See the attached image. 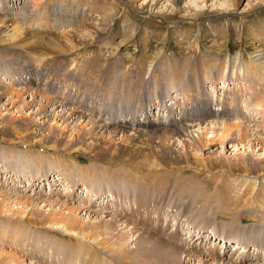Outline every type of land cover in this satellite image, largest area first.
<instances>
[{"label":"rangeland","instance_id":"374dc122","mask_svg":"<svg viewBox=\"0 0 264 264\" xmlns=\"http://www.w3.org/2000/svg\"><path fill=\"white\" fill-rule=\"evenodd\" d=\"M25 1H30L32 3L35 0H0V12L1 14H5V16L0 18V68H3L0 70V81L4 84H11L13 78L18 77V73L19 76L21 75L22 79L31 78V76H33V81L35 83L32 85L24 84V86H26L25 88L39 90L38 92L41 95L43 94L42 97L49 100V105L54 101L62 106V108H55V111L73 107L76 109L77 107L79 111L88 114L91 118L101 123H107V121L117 122L116 124L126 126L124 123H120V121H129L130 123L136 121L133 126L128 128L133 130L148 128L143 122L145 116L153 117V119L162 118L163 120L165 116L168 115V112L173 114L172 116L175 115L178 120L180 117L182 122H184L183 124L203 123L204 125V123L212 119V117L213 119H219L221 117L226 118L221 116L224 112V104L226 101L227 106L225 108L228 107L226 112H232L234 114L230 117L231 121L234 123L243 122L244 124L252 125L250 131H253L257 138L262 137V129L264 130V0H241L237 7H234V4H232L230 0H208L206 5H204L201 0H185L183 4L187 2L186 5L189 4L190 8H185L182 11L180 9L178 13L172 10V7L174 8L173 4H171L172 0H159L158 2H155V0H148L147 2V0H145V7L139 5L143 0H113L116 7L110 9L109 18L105 19V14L102 15V17H99L98 14H93V19L83 18L82 20L80 12L83 8L85 9L86 4H84V2H88L89 0H78L76 2L72 0H39V6H33L30 2V4H26ZM48 1H50V3ZM253 3H256V5ZM250 4H253V6L249 7ZM186 5L184 7H186ZM206 9H209L213 14L209 16H198L195 14L202 13ZM86 10V12L91 11V9ZM3 17L6 18V20H4ZM12 17L14 22L16 21L15 25L17 27V31L14 34L9 30L12 28ZM210 19L215 20L219 25L215 30L211 29L209 25ZM88 20L94 22L96 24L95 26L99 28L98 38L96 37L97 35H91L90 32L86 31L89 26L87 25V22H89ZM75 29H77L75 32L79 34L81 39L77 40L73 38L74 40H71L62 36L64 33H67V37H72L68 34ZM8 32H10L12 36H8ZM56 45H61L66 49L63 54L67 56L65 60V62H67L63 65H60V62H51L53 60L50 61L49 59L51 58L50 56L53 57L58 55V53L49 49V47H55ZM86 57L94 59L92 67L86 66L85 69L74 68L76 67V64H74L76 61L79 62V60L82 59L87 60ZM180 59L183 61L181 67L180 65H176ZM194 59L198 60L197 64L201 67L199 72L201 75V83L203 84L201 88L203 89H199L197 84V86H192L195 83L193 79H190V73L187 71V68L185 69V67H187L185 63H189V61ZM17 62L20 63L19 69L14 66H18ZM33 62L38 63L37 66ZM45 62H50V65L46 66L48 67L46 71L39 70L41 69V65ZM156 64L158 66H156ZM4 69L8 70L6 71ZM49 69L51 72L47 75ZM10 71L12 72L8 75ZM13 86L19 88L23 85ZM190 88L193 90H190ZM197 93L199 95L201 94L200 96L205 94L203 96L204 99L198 101ZM24 98H27V94L24 95ZM228 102H231V105H228ZM2 103L3 102H1L0 105H2ZM204 103L209 104V111L217 109L218 107H222L223 110H221L218 115L214 112V114L211 113L208 117L202 118L200 115V113L202 114V112H204L202 107L208 105ZM196 105L200 106V110L194 112L193 107ZM236 108L239 109L240 114H236ZM168 109L169 111H167ZM181 110L184 111L183 115L182 113L179 115ZM11 111L14 116L19 115L15 108L11 109ZM0 112L4 113L5 111L0 110ZM259 112L261 113L258 115ZM25 113L27 119L30 121L29 124H39L38 126H40L46 121L43 120L44 118H40L39 115L35 114V112L26 110ZM144 113L147 115H144ZM66 122L58 119L51 120L49 124L53 127V130L51 131V140L48 139L50 142L62 138L65 132L69 133L73 131L74 127V130L77 128L76 125L74 126L69 123V120ZM128 124L127 122V125ZM19 127L20 126L16 127V129ZM95 132H98V130L95 129ZM103 135L109 136L107 133H103ZM210 135L211 134L207 135L209 136L208 138L212 137H210ZM256 137L253 140L249 139L250 136L247 138L249 148L247 145H245V147L239 145L234 149V147H231L230 143L227 145L224 143L225 148L223 149L220 145L221 143H219L216 138L209 139L206 147L208 146V148L210 147L209 149L215 150V155L219 159L222 158V154L229 159L231 158L230 160L232 161L235 159L240 162L242 161V156L250 158L256 155L255 158L264 159L262 142ZM2 138L9 139L6 132L0 128L1 154L4 151H11L14 154H21L20 157H26L28 155L26 157L27 159H40V162L42 161L39 167L40 169H34L35 172L40 174L35 179L36 184L33 186L29 185V190L25 189L27 184L31 182L28 180L29 176L27 177L26 174L29 173L30 169L32 170V166L29 168L19 166L17 164L18 158L16 154L14 156L15 159H13L11 155V158L3 157V160L0 161V164L3 161V167H6L7 172L13 170V165H17L18 167H16L15 170L18 171L17 174L21 175L19 177H12L11 179L9 178L10 181L6 184L8 180V178H4L6 171L0 169V183L5 182L3 185L0 184V192L3 191V193H1L3 199H6V197L8 198L7 203L4 205L1 203L3 200H1L0 196V203L4 210L7 207L10 210L0 213V258L2 257L0 261L9 257L7 259L8 263L6 264H37L34 263V260L29 254L33 251H45V254L55 258L64 257L65 255L62 254L60 250H56V243L47 244L45 248L39 243V240L45 239V237L47 238V235L42 232V225L40 224H44L49 220V212L51 210H60L66 214V209L69 207H74L73 213H71L72 215L77 217L78 220L87 223V226L84 227L86 230H81L76 226L75 228L79 229L76 232L85 233L82 239H84V241L86 240L87 249L91 246L94 248L91 255L98 259L100 264H111V256L109 252L105 250L106 247L101 245V242H107L109 246L110 243H112L110 240L112 237H110V234L106 235L102 232H108L109 229L112 228L113 223L118 224V222L114 220L113 215L109 214L106 216V213L102 211H112L111 213H113V210L119 211L120 209L125 210L131 208L130 206L133 203L125 197V191L128 189L127 187H130L131 193H133L136 188H139L140 191H144L148 195L151 194L149 198L154 201L156 200L157 206L148 207L150 210L154 209L157 211L166 207L165 210H163L164 213L161 211L157 212V219L152 218V214L151 217L148 218L147 212L150 210L146 207L144 209L141 207L144 213L127 210L131 218H129V216H123V214L117 216L118 218L121 220H131L133 224L142 230L143 228L144 230H150V225H154L153 232L159 228V232L157 231V233L164 238H168V236L166 237L167 231V233L175 231L169 229L177 228L185 235L184 240L189 237H195L198 241H205V238L210 239V241L206 240V242L203 243V246L205 244V249L213 245L215 241L213 240L211 232L206 235L205 232L202 234L198 233V231L211 230L215 233L219 229V231L224 234V231L230 232L232 228L230 225L228 228L224 225L227 220L226 218L223 220V216L219 215L222 214L220 213L219 207L212 211L213 216L218 214L219 217L217 216V218L210 221V223H208L209 226L202 223L203 225L200 224L201 226L192 227L193 221L189 224L184 221L188 218L186 217V213L190 212V210L184 209L186 208V204L185 202L180 203L183 199L180 192H175L176 184L179 183L178 177L181 178L180 175L192 180L194 179L195 181H192V183H200V181L204 179H212L217 182L216 187L213 186V183L210 188H207L208 190H201V192H207L206 195L211 194V192L214 193V190H216V192L226 193L228 196L223 199L221 198V202L231 209L232 207L235 208L238 205L240 206L242 199H247L252 194L254 197L251 196V198L258 199L261 197L259 198L261 202L264 198V175L256 177L250 166L246 168L245 164L240 167L232 168L224 166L222 169L226 168L227 170L223 173L214 172L215 170L210 168H202L197 174H194L193 172L197 170L195 167H191L181 172L170 174L163 168H161L162 171L159 169L155 171L151 168L156 175L153 180H150L154 185L151 184V187H146L144 190V188L137 185V182L140 184L141 180L146 181L148 179L145 174L140 177V173H143L141 170L144 169L142 167H140V169L137 165L131 163L136 167L132 168L131 173L136 171V176L134 177L127 172L128 178L126 180L120 179L121 177L117 178L118 182L122 180L120 183L125 184L122 191H117L115 188L117 181L114 184L111 183L115 178L114 176L116 173L114 174L113 171L114 169L116 170V168L114 167L112 168L113 170H109L102 159H94L88 152L83 153L71 147L66 154L61 151L55 154L56 151L52 148L36 146L26 147L24 145H14L11 143L7 145L4 144ZM115 141L116 140H113L112 143L117 144V141ZM140 141L145 142L144 139H140ZM78 145L81 147L88 146L85 141L78 143ZM207 151L208 150L205 148V150L200 153L203 155L202 157L208 154ZM3 154H5V152ZM31 155H33V157H29ZM64 161L74 162V166L67 163L68 165L66 167H71V171L66 169L62 170V166H65ZM172 169L174 170V168ZM209 169L211 172H208ZM15 170H13V172H15ZM46 171L49 173H57L59 177L57 175L55 177H58V181L62 182L63 186L55 185L56 181H51V179H53L52 176H50V183L46 181L47 179L43 176ZM119 172H122V176L126 174V171L121 170L118 171V173ZM244 174H247L245 175L247 181L251 180V182H254V188L252 185H248L243 189L244 191H241V189L239 194L242 195V197L236 200L239 195L237 194V197H232V193L230 192L232 188L230 187L233 186H230L227 177H237L241 180L245 178V176H243ZM81 176L85 178V181L80 180L81 182H79ZM162 176L164 177L163 179ZM74 178H76L77 181L75 184ZM132 178H135L136 181ZM54 180L57 179L55 178ZM51 182H53L55 186L51 184ZM238 183L243 185V181H239ZM183 184L185 183H180L179 186ZM221 184L224 186H221ZM80 187H89L90 189L97 188V190H100L97 194L102 198L95 200L94 207L86 208L84 199L88 198L89 195L80 191ZM162 187L163 189H161ZM165 188L167 189L165 190ZM114 191L115 195L112 194ZM172 194L173 196H171ZM19 195H25V198L19 200ZM27 197L36 200H27ZM69 197L72 198L69 199ZM195 198L193 200L197 201V198ZM132 199H134L133 196ZM213 199L217 204L219 200L216 198ZM246 201V210L250 213L254 212L256 214H254L256 220L250 217L247 218L249 221L245 218V220L241 219L237 221L236 224H241L238 225V228L239 226L242 227L244 224L242 228L240 227L241 232L239 231L238 234L240 233L244 236L260 234L264 232V224L260 223V225H258L257 223L262 216L259 215V213L264 212L262 210L263 207L259 208V205L254 201V207L248 208V206L252 204V201ZM165 202L167 204L169 203L170 206L164 204ZM176 203L177 205L173 206ZM182 204H184V206H181ZM136 205H139V203L133 204V206ZM36 207H38L37 209L39 211H37V214H33V208ZM95 210L99 211V216L91 213V211L94 212ZM223 212L226 213L229 212V210H223ZM231 212H233V210H231ZM10 213H14L13 216L19 220V222L14 220V225L11 224L12 226L7 224L10 220L4 216V214L10 215ZM115 213L117 214V212ZM234 213H236V211ZM123 217L126 218L124 219ZM174 217H182V220L180 219L177 221L173 219ZM197 217L194 219V223L199 221ZM36 220H41V222ZM162 221L163 223H161ZM34 222L39 224L35 229L32 227V223ZM105 222L107 224H105ZM132 223L130 224L131 227L133 226ZM28 224L29 227L26 226ZM90 224L92 225L91 227L88 226ZM177 224H179L180 228ZM98 225L103 226V229L97 227ZM234 228L236 229L235 225ZM15 229H19L20 233H15ZM47 229L51 232L50 234L53 235V239L63 237L62 240L66 242L67 237L65 235L62 234L63 236L61 237L55 232L57 230H51L48 226ZM122 229L123 234H125L124 231L126 230V233L128 232L126 234L128 238L125 236L128 241L127 244L135 247V241L137 240L133 241L132 238L133 236L136 237L135 235L137 232L133 231V229L131 231L126 227L125 229L124 227L117 228L115 232L112 231L113 235L116 234L117 231L122 233ZM23 231L29 236H24ZM26 233L24 234L27 235ZM96 233H99L98 238L95 237ZM114 237L116 238V236H113V238ZM230 238L240 239L239 236L233 234H231ZM68 241L71 242L70 240ZM235 241L232 239L230 241L228 240V244H234ZM64 244L69 245L68 242ZM222 244L223 242H221V244L215 242L214 246L220 247ZM231 244L228 247H230ZM239 247L242 248V246ZM230 248L225 249V252H228L227 256L235 252L234 250L230 253ZM71 252L72 251H69L70 254L73 253ZM263 253L264 250H262V254ZM12 254L16 257L15 259L11 258ZM254 254L251 256L253 259H256L252 260L253 262L260 263L258 259H264V254L259 255V250ZM141 255L140 251L129 255L134 258V261H139L133 262L127 261L126 259H124V261L127 263L133 262L134 264H140V262L145 263L147 260ZM195 257L197 256L192 250V252L186 254L184 258H179V264H197ZM87 260L89 259L87 258ZM116 260H119V258H116ZM91 261H94V259ZM210 261L216 262V260ZM252 261L251 263H253ZM261 262L264 264V261ZM203 264H206V262ZM246 264H248V262Z\"/></svg>","mask_w":264,"mask_h":264},{"label":"bare ground","instance_id":"6f19581e","mask_svg":"<svg viewBox=\"0 0 264 264\" xmlns=\"http://www.w3.org/2000/svg\"><path fill=\"white\" fill-rule=\"evenodd\" d=\"M1 1H4V0H1ZM72 1L76 2L78 0H72ZM133 1H138V0H133ZM158 1L159 0H155V2H158ZM201 1L204 5H206L208 0H201ZM230 1L232 4H234V7H237L241 0H230ZM29 2L30 1H27V2L25 1L26 4ZM48 2L50 3V1H48ZM144 2H145V0H143L139 5L141 7H145L146 4ZM147 2H148V0H147ZM183 2H185V0H172L171 4H173V6H174V8L172 7V10L174 12L178 13L180 9L182 11L185 8L186 9L190 8L189 4L186 5L187 2H186V4H183ZM31 4L33 6L34 5L39 6L40 1L35 0ZM84 4H86L85 9L83 8V10L80 12L81 20L83 18L84 19H86V18L87 19L88 18L93 19L94 18L93 14H98L99 17H102V15L105 14L104 18L107 19L110 17L109 16L110 9L112 7H116V4H114L113 0H108V1L107 0H89L88 2H84ZM253 4L256 5V3H253ZM253 4H250V6L249 5L248 6L252 7ZM185 5H186V7H184ZM86 9H91V11L86 12L87 11ZM3 14H1V12H0V18H2V16H5V14L4 15ZM195 14L198 16L199 15L209 16V15L213 14V12H211L209 9H206L202 13H195ZM4 20H6V18H4ZM4 20H2V21H4ZM11 20H12V28H10L9 30H11L12 34H14L17 31V27L15 25L16 21L14 22L13 17L11 18ZM88 21L89 22H87V25H89V26L87 27L86 31L90 32L91 35L92 34L97 35L96 37L98 38L99 28H97L95 26L96 24L94 22H90V20H88ZM209 25H210L211 29H214V30H215V28H217V26H219L215 20H211V19L209 20ZM76 30L77 29H75L70 34H68L72 37H67L66 36L67 33H64V32H63L64 34L62 36L64 38L66 37V39L68 38V39L72 40L74 38V39L79 40V39H81V37L79 36V34L77 32H75ZM12 34L10 32H8L7 35L12 36ZM49 49L58 53V55H56V56H53V57L50 56L51 57V58H49L50 61L53 60L51 62H54V61H55V63L60 62V65H63L64 63L67 62V61L65 62L67 56L65 54H63L66 51V49L64 47H62L61 45H59V46L56 45L55 47L54 46L49 47ZM83 61H84V63H83ZM93 61H94V59H91V58H87V60L82 59V60H79V62L76 61V63H74V64H76V67H74V68L85 69L86 66L92 67ZM140 61H141V59H140ZM68 62L72 63L71 61H68ZM33 63L36 66L38 64L35 62H33ZM49 63L50 62L43 63L41 65V69H39V68L38 69L42 70V71H46V69L48 68L46 66H49L50 65ZM197 63H198V60H195V59L192 61H189V63H185L187 66V67H185V69L187 68V71H189V73H190V79H193V82L195 83L192 86L197 84L199 89H203V88H201V87H203V84L201 83V75L199 72L201 67ZM17 64H18V66H16V65H14V66L17 69H19L20 63L17 62ZM176 65H178V66L180 65V67H181V65H183V61H181V59H180L176 63ZM156 66H158V65L156 64ZM2 69L3 68H0V70H2ZM8 69H4V70L7 71ZM181 69H183V68H181ZM12 71H10L8 73V75ZM50 72H51V70L49 69V73L47 75H49ZM17 75H18V77L13 78V82H11V84L6 85L2 81H0V104H1V102H3L2 105H0V110L5 111L4 113L0 112V128L6 132V134L8 135V138H9V139L2 138V140L4 141V144L8 145L9 143H11L14 145H22V146L24 145L26 147L36 146V147L52 148L53 150L56 151L55 154L58 153L59 151L66 154L69 152V149L71 147H73L72 149H78L83 153L88 152V154H90L91 157H93L94 159L95 158L96 159H102L103 162L107 165V168H109V170L114 168V167L116 168V170L114 169V171H113V173L114 174L116 173V175L114 176L115 178L111 182L112 184H114L117 181V178H119V177H121L120 179L126 180L128 178V173L135 177L136 171L131 173L132 168H136L135 166L132 165V164H134V165H137L139 168L142 167L144 169V170H141L143 173H140V177L145 174L146 178H148L146 181L141 180L140 184H139V182H137L138 183L137 185L144 188V190L146 187H151V184H153L150 182V180L151 179L153 180L156 175L154 174L152 169H154L156 171L157 169L161 170V168H163V169H165V171L172 174L175 172H181V171L186 170V169L191 168V167H195V169L197 171L193 172L194 174H197L198 171L202 168H210V169H214L215 170L214 172L223 173V172H225V170H227L226 168L222 169V167H224V166H226L228 168H232V167H240L241 165L245 164L246 168H247V166H250V168L254 171L253 173H255L256 177L257 176L260 177L261 175H264V159L255 158L256 155H255V157H253L254 156L253 155L250 158L246 157V156L245 157L242 156L241 162L236 161L235 159H233V161H234L233 162L232 160H230L231 158L229 159L226 156H223V154H222V158H220L222 160H220L215 155V152H216L215 150L213 151L212 149H209L210 147L209 148H208V146L206 147L207 141L209 142V139L216 138L218 140V142L221 143L220 145L223 149L225 148L224 143L226 145L228 143H230L231 147H234V149L237 148L239 145L243 146V147H245V145H247V147L249 148V146L247 144L248 143L247 138L250 136L249 139L253 140L256 137L255 133L253 131H250L252 129V125L244 124L243 122L234 123L233 121H231L230 117L234 114L232 112L231 113L226 112V109L228 108V107L225 108L227 106L226 101L224 104V112L221 114V116H224L226 118H223V117H221L219 119H213V117H212V119L207 118L210 120L206 121L204 123V125H203V123H192V124L191 123H187V124L185 123V124H183L184 122H182L180 117L178 120V118L175 117V115L172 116L173 114H170L168 112V115L170 117L167 115V116H165V118L163 120H162V118L161 119H158V118L153 119V117L151 118V117L145 116L143 122L145 123V125H147L148 128L141 129V130H138V129L133 130V129H128V128L133 126L136 121L131 122V123L129 121H120V123H124L127 126L126 127L124 125L116 124L117 122H108V121H107V123L98 122L96 119L91 118L88 114H85L84 112L79 111L77 109V107H76V109L73 107V108H64L63 110L60 109V110L55 111V108H57V107L62 108V106H60L59 104H57L54 101L49 105V100L45 99V97L43 98L42 97L43 94L41 95L38 92L39 90L32 89V88H28V89L25 88L26 86H24V84L32 85L33 83H35L33 81L34 80L33 76H31V78L28 77V78L22 79L21 75L19 76V73ZM20 84L23 86L19 87V88L18 87L15 88L16 86H13V85H20ZM192 88H190V90H193ZM25 94H27V98H24ZM197 95H198V98H197L198 101H201L204 99L203 96L205 94L200 96L201 94L199 95L197 93ZM204 104H208V103H204ZM229 104L231 105V102H228V105ZM208 106H209V104L204 105L203 107L201 106L202 109L204 110V112L201 111L202 114L200 113L202 118H205L206 116L208 117V115H211V113L214 114V112L217 113L216 115H218V114H220V111L223 110L222 107L221 108L218 107L217 109H213L212 111H209L210 106L209 107ZM14 108H15L16 112H18L19 115L14 116L12 114L11 109H14ZM261 108H263V107H261ZM26 110H29L31 112H35V114L39 115L40 118H44L43 120L44 121L46 120L45 123L41 124L40 126H38L39 124L38 125L29 124L30 121L26 117V113H25ZM197 110L198 111L200 110V106L196 105L193 107V111L196 112ZM236 110H237L236 114H240L239 109L236 108ZM260 110H262V109H260ZM167 111H169V109ZM191 111H192V109H191ZM183 112L184 111L181 110V112H179V115H180V113H182V115H183ZM260 113L261 112H259L258 115ZM145 114L146 113H144V115ZM54 119H58V120H61L63 122H66L69 120V123H71L74 126L76 125L77 128L74 130V128H75L74 127L73 131H70L69 133L65 132L62 138L55 139L54 141L50 142L48 139L51 140V137H52L51 131L53 130V127H51V125L49 123L51 122V120H54ZM123 119H125V118H123ZM203 120H206V119H203ZM127 122L129 123L128 125H127ZM248 122H250V121H248ZM136 125H137V123H136ZM18 126H20V127L17 128L18 129L17 130L16 127H18ZM95 129H97L98 132H95ZM19 130H21V131H19ZM262 132H263L261 135L262 137H260V138L256 137V138L262 142V147H263L262 149L264 150V142H263L264 141V130L263 129H262ZM103 133H107V134H109V136H105V135H103ZM208 134H211L210 137L211 136L212 137L208 138L209 137V136H207ZM107 137H109V138H107ZM115 137H117V138H115ZM140 139H144L145 142L140 141ZM113 140H116L117 142L116 141L115 142L117 144L112 143ZM61 141H63V142H61ZM83 141H85L86 144H88V146L81 147L80 145H78V143H82ZM205 148L208 150L207 151L208 154H206V156L202 157L203 155H201L200 153L202 151H204ZM1 152H0V161L3 160L2 159L3 157L11 158V155H12L13 159H15L14 156L16 154V156L18 158V160H17L18 162L17 161L16 162L19 166L24 167V168H29L32 166V170L30 169L29 173L26 174L27 177L29 176L28 180L31 181L25 187L26 190L29 188V185L33 186L36 184L35 179L39 176L40 173L35 172L34 169L38 170V168L40 167V164L42 162V161L40 162V159L37 160V159L30 158L31 159L30 160L29 158L28 159L26 158L28 155L26 157H23V156L20 157L21 154H18V153L14 154L11 151H4L5 154H3L4 152L1 154ZM27 154H28V152H27ZM29 157H33V155H31ZM13 159H11V160L14 161ZM19 159H20V162H19ZM2 162L0 164V169H4L6 171L7 169H6V167H3ZM64 162H65V166L64 167L62 166V170L66 169L68 171H71L72 170L71 167L67 168L66 166L68 164L74 166V162H69V161H64ZM34 166H36V167H34ZM16 167H18V166L13 165L12 166L13 170H15ZM172 168H174V170ZM210 169L208 170V172H211ZM13 170H10V171L8 170L9 172L6 171V174L4 175V178H8V180L6 181V184H7V182L10 181L9 178L11 179L12 177L21 176L20 174H17L18 173L17 170H15V172H13ZM121 170L126 171L125 176H122V172H119L120 174L118 173V171H121ZM39 172H40V170H39ZM56 175H57V173H53V172L49 173L46 171L43 176L47 179L46 181H49V183H50V176H52L53 179H51V181L52 180L56 181L55 185L63 186V183L58 181L59 175H57L58 177H55ZM162 175L165 176L164 174H162ZM230 175H232V174H230ZM245 175H247V174H244L243 176H245ZM138 176H139V174H138ZM163 176H162V179L164 178ZM180 176H181V178L178 177L179 183L176 184V187H175L176 191L175 192H177V191L180 192L183 199L181 201L180 200L179 201H180V203L185 202L186 208H184V209L190 210V212L186 213L187 214L186 217L191 219L190 220L187 218L184 221L187 222L188 224L191 221H193L192 227H196L202 223L208 225V223H210V221H212L214 218H217V216L218 217H219V215L223 216V220L226 218V220L228 222L226 221V223L224 222L225 224L224 223H221V224L226 225L227 228L230 225L232 228L231 229L229 227L231 229L230 232L224 231V234H222L223 232L221 233V231H219L218 228H217L218 230L215 233L211 230L210 231L209 230L198 231V233H202V234H204V232H205L206 235H207V233L209 234L211 232L213 240L215 242H217L218 244H221V242H223V244L220 247L219 246L215 247L214 246L215 242L213 241L214 244L210 245L209 247H207L205 249L204 248L205 244L203 246V243L206 242V240L210 241V239L205 238L204 239L205 241H202V240L198 241L195 237H189V238H186L184 240L185 235L182 233V231L180 229H177V228L169 229V230H175V231L171 232V233H167L168 232L167 231L166 237L168 236V238H164L159 233H157V231L159 232V228H157V230L155 232H153V229H154L153 226L154 225L153 226L150 225V227H151L150 230H144L143 227H142L143 228V230H142V229H139V227H137L135 224H133L131 222V220L125 219L126 217L125 218L123 217L125 220H121L117 216H121L122 214H123V216H127V217L129 216V218H131L129 213L127 212V210H129L131 212L140 213V212H143L141 207L144 209L145 207L148 208V207H156L157 206V202H155L156 200L154 201L153 199L149 198V196H151V194L148 195L146 192L140 191L139 188H136V187H135L136 189L134 190V192L132 190L133 193H131L130 187H127L128 189L125 191V197L127 199H129L133 204L138 202L139 205L133 206V204H131V206H130L131 208L125 209V210L120 209L119 211L113 210V213H111L112 211H108V212L102 211V212L106 213V216L109 214L113 215L114 220L116 222H118V224L113 223L112 228H110L108 232H106V231L102 232L106 235L110 234L111 235L110 237H112L110 239L112 241V243H110L109 246L107 245V242H101V245L106 247L105 250H107L111 256V264H113V263L114 264H134L133 262H136L139 260L134 261L133 260L134 258H132L129 255L133 254L135 252H139V251L142 254L141 256H144L145 259L147 260V261H145V263L140 262V264L141 263L147 264V262H148V264H150V263H152V264H179V258L180 259L184 258L186 256V254H189L190 252H192V250L194 251V253L197 256V257H195L197 260L196 261L197 264H203L205 262H206V264H246L247 262H248V264H263L261 261H264V259L259 258L258 260L260 261V263L259 262L255 263L252 260H256V259H253L251 256L254 253H257V250H259V255L264 254V253L262 254V250H264V232L257 234V235L253 234V235H248V236H244L240 233L238 234V232L244 226V224L242 227L239 226V228H238V225H241V224H236V222L241 220V219H244V218L247 219L250 217H252L256 220V216H255L256 214L254 212L250 213L248 210H246V204H247L246 200L252 201L251 202L252 204L249 205L248 208H250V207L253 208L254 204L256 202L259 205V208L263 207L262 210L264 211V198H263V201L261 202L259 200V198H261V197H259L258 199L257 198L254 199L253 198L254 196L252 194L251 195V196H253L252 198H251V196L250 197L247 196L248 197L247 199H242V201L240 202V206L238 205L235 208H233L231 206L232 207V209H231L229 206L226 207V205L221 202V198L223 199V198H226V196H228V195H226V193L216 192V190H214V191L212 190L214 193L211 192V194L206 195L207 192L206 193L201 192V190L203 191L207 188H210V186L213 183H214L213 186L216 187L217 182L213 181L212 179H204V180H201L200 183H192V181H195L194 179L192 180L188 177H184L182 175H180ZM111 177H110V180H111ZM166 177H167V175H166ZM229 177H227V178L230 182V186H233V187H230V188H232L230 191L232 193V197H237V194L239 195L236 200L241 199L240 197H242V195L239 194L241 189H242L241 191H244L243 189L248 185H252V187L254 188V185H253L254 182H251V180L247 181L246 176H245V178H242L241 180L237 177H232V176H229ZM240 177H242V176H240ZM55 178L57 180H54ZM80 178L81 179H79V182H81L80 180L85 181L84 177L81 176ZM108 178H106V179H108ZM132 179H135V178H132ZM120 181L122 182V180H120ZM120 181L119 182L117 181V184L115 186L117 191H122L123 188L125 187V184L120 183ZM135 181H136V179H135ZM239 181H243V185L239 184L238 183ZM75 182H77L76 178H74V184H75ZM249 182H251V183H249ZM4 183L1 182L0 184L3 185ZM127 183H132V182H127ZM133 183H134V181H133ZM173 183H174V181H173ZM175 183H177V182H175ZM180 183H185V184H183L182 186L181 185L179 186ZM51 184H53V182H51ZM37 185H38V183H37ZM110 185H108V186H110ZM221 186H224V185L221 184ZM161 189H163V187ZM166 189L167 188H165V190ZM80 191H83L84 194L89 195L88 198L84 199L85 200L84 204L86 205L85 206L86 208L87 207L88 208L94 207L93 205H94L95 200L102 198V197L100 198L99 194H97L98 191L100 192V190H97V188H93V189L91 188L90 189L89 187H80ZM209 191H211V190H209ZM252 191H253V189H252ZM1 193H3V191L0 192L1 200H3V201H1V203L5 205V203H7L8 198L6 197V199H3ZM159 193H160V191H159ZM250 193H248V194H250ZM112 194L115 195V191ZM162 194H164V193H162ZM162 194H161V198H162ZM168 194H169V192H168ZM132 196L134 197V199H132ZM171 196H173V194ZM23 198H25V195L20 196L19 200H22ZM70 198H72V197H69V199ZM135 198L137 199V201ZM194 198L197 201H194L193 200ZM213 198H216L217 200H219L217 202V204L215 203ZM26 199L27 200H33L34 198L31 199V198L27 197ZM34 200H36V199H34ZM1 203H0V213H2V212L4 213V211L5 212L10 211L8 209V207L4 210L1 207ZM21 203H22V201H21ZM23 203H24V201H23ZM224 203H225V201H224ZM164 204L169 205V203L167 204L166 202ZM76 205H75V207H76ZM176 205H177V203L174 204L173 206H176ZM6 206H7V204H6ZM82 206H83V204H82ZM181 206H184V204H182ZM165 207H163L162 210H157V211H155L154 209L150 210L148 208L150 210L147 212L148 218L151 217V214H152V218L157 219V212L161 211L164 213L163 210H165ZM218 207L220 208V213H222V214H219V215L216 214L215 215V213H214L215 216H213L212 211ZM37 208L38 207L33 208L34 209L33 214L38 213L37 211H39V210ZM65 209H66V207H65ZM73 209H74V207L67 208L66 214H64V212H62L60 210L57 211V210L53 209L49 212V215H50L49 220L46 221L44 224H40V225H42V232H44V234L47 235V238L45 237V239L43 238V239L39 240V243L42 245V247L45 248V246L47 244L56 243V246H55L56 250H60L61 253L64 254L65 256L62 258H55L53 256H48L47 254H45L44 253L45 251L44 252H34L33 251V252H30L29 254H30V257L34 260V263H37V264H76V263L100 264L99 260L96 259L95 257H93V255H91V253L94 251V248L91 246L89 249H87V245L85 243L86 240L84 241V239H82L83 234H85V233L76 232L79 229L86 230L84 227L87 226V223L83 222L82 220L81 221L78 220L77 217L72 215L71 213H73ZM223 210H229V212L224 213ZM231 210H233V212H231ZM235 211H236V213H234ZM98 212L99 211H97V210H95L94 212L91 211V213L93 215L99 216ZM115 212H117V214ZM174 214H177V213H174ZM13 215H14V213H10V215L4 214V216H6V218L11 221V222L9 221L8 223L6 222L8 225L13 224L14 220L19 222V220H17L18 218H15ZM259 215H262V216L259 219L257 224L258 225H260V223L264 224V212L259 213ZM55 216H57V217H55ZM196 217L199 221L194 223V219ZM220 218H222V217H220ZM173 219L179 221L180 219L182 220V217H180V218L174 217ZM36 221L41 222V220H36ZM17 222H15V223H17ZM242 222H244V221H242ZM131 223L133 224L132 227L130 226ZM151 223H152V221H151ZM161 223H163V221ZM105 224H107V223L105 222ZM212 224H213V222H212ZM224 225H222V226H224ZM234 225L236 226V229L234 228ZM26 226L29 227V224ZM38 226H39V224H37L36 222L32 223V227L34 229L37 228ZM47 226L51 230H57L55 232L58 233L61 237L63 235H65L67 237L66 242H68L69 245L64 244L66 242L62 240L63 237L59 238V239H53V237H52L53 235L50 234L51 232L48 231ZM75 226L78 227L79 229L75 228ZM88 226L91 227L92 225L90 224ZM177 226H179V224H177ZM250 226H252V225H250ZM97 227H101L103 229V226H101V225H98ZM123 227H124V229L126 227V228L130 229L131 231L133 229V231L137 232L136 235L133 234L136 237L133 236V238H132L133 241L137 240V241H135L136 242L135 247L127 244V242H128L126 240V237H127L126 234L128 233V232L126 233L127 230L124 231L125 234H123V229H122L121 230L122 233L120 231H117V233L113 235L112 231L115 232V229H117V228L119 229V228H123ZM179 228H180V226H179ZM15 233H20V230L15 229ZM24 233H26V232H24ZM24 233H23L24 236H29L27 233H26L27 235H25ZM99 233L95 234L96 238L99 237L98 236ZM255 233H257V232H255ZM231 234L239 236L240 239L230 238ZM128 235H130V234H128ZM113 236H116V238L114 237L115 238L114 239ZM106 237H108V236H106ZM231 239L233 241H235V240H237V241H235L234 244L230 243L231 244V246H230L231 248H230V247H228L230 245V244H228V240L230 241ZM68 240H70L71 242H69ZM239 246H242V248ZM226 248L227 249L230 248V253L234 250H235V252H232V254H230V256H227L228 252H225ZM69 251H72L73 253L71 252L72 254H70ZM128 253H129V255H128ZM255 257H257V256H255ZM11 258L15 259L16 257H14V254H12ZM87 258L89 260H87ZM116 258H119V260H116ZM135 258H137V257H135ZM5 259L0 261V264L8 263V260L7 259L5 260ZM92 259H94V261H91ZM124 259H126L127 261H133V262L127 263L124 261ZM142 259H144V258H142ZM210 260H216V262H211ZM251 261L253 263H251Z\"/></svg>","mask_w":264,"mask_h":264}]
</instances>
